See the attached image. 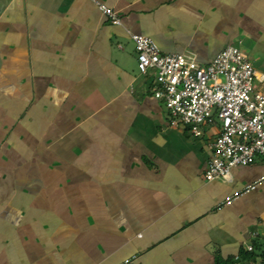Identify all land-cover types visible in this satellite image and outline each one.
Listing matches in <instances>:
<instances>
[{
  "label": "crops",
  "instance_id": "crops-1",
  "mask_svg": "<svg viewBox=\"0 0 264 264\" xmlns=\"http://www.w3.org/2000/svg\"><path fill=\"white\" fill-rule=\"evenodd\" d=\"M0 0V264H214L264 251V159L206 180L215 127L172 126L131 34L264 73V0ZM244 264H247L246 262Z\"/></svg>",
  "mask_w": 264,
  "mask_h": 264
},
{
  "label": "built area",
  "instance_id": "built-area-1",
  "mask_svg": "<svg viewBox=\"0 0 264 264\" xmlns=\"http://www.w3.org/2000/svg\"><path fill=\"white\" fill-rule=\"evenodd\" d=\"M113 24L120 18L110 6L93 0ZM137 69L153 72L150 90L167 108L172 126L188 128L199 137L205 127H215L211 156L204 170L206 180H228L235 166L264 159V73L232 45L205 64L183 53H163L148 36L131 34ZM254 183L235 191L218 204L229 205ZM248 250L252 246L247 247ZM117 264H142L126 258Z\"/></svg>",
  "mask_w": 264,
  "mask_h": 264
},
{
  "label": "trees",
  "instance_id": "trees-1",
  "mask_svg": "<svg viewBox=\"0 0 264 264\" xmlns=\"http://www.w3.org/2000/svg\"><path fill=\"white\" fill-rule=\"evenodd\" d=\"M264 264V251L257 253L253 248L251 250L241 249L237 256L223 258L215 256L214 264Z\"/></svg>",
  "mask_w": 264,
  "mask_h": 264
},
{
  "label": "rangeland",
  "instance_id": "rangeland-1",
  "mask_svg": "<svg viewBox=\"0 0 264 264\" xmlns=\"http://www.w3.org/2000/svg\"><path fill=\"white\" fill-rule=\"evenodd\" d=\"M151 73V75H153V72H150Z\"/></svg>",
  "mask_w": 264,
  "mask_h": 264
}]
</instances>
